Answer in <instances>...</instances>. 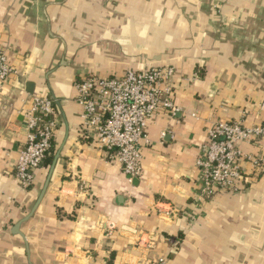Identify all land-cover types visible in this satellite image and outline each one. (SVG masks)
Instances as JSON below:
<instances>
[{
  "label": "crops",
  "instance_id": "obj_1",
  "mask_svg": "<svg viewBox=\"0 0 264 264\" xmlns=\"http://www.w3.org/2000/svg\"><path fill=\"white\" fill-rule=\"evenodd\" d=\"M0 50L18 73L0 85V264H264V173L194 201L208 121L264 119V0H0ZM153 65L175 68L177 111L149 121L129 177L81 135L74 84ZM33 96L54 99L58 126L22 189L13 173ZM173 207L200 215H160Z\"/></svg>",
  "mask_w": 264,
  "mask_h": 264
},
{
  "label": "built area",
  "instance_id": "obj_2",
  "mask_svg": "<svg viewBox=\"0 0 264 264\" xmlns=\"http://www.w3.org/2000/svg\"><path fill=\"white\" fill-rule=\"evenodd\" d=\"M15 74L17 71L0 50V85ZM175 75L172 66L153 65L145 70L129 69L113 76L87 73L74 84L73 101L79 107L81 135L91 136L95 147L107 159L118 163L129 177L141 173V144L149 143L146 135L149 121L162 112L174 114L177 111L173 102ZM24 116L25 141L17 152L13 177L22 189H29L52 153L58 126L54 99L33 96ZM208 124L206 141L199 147L195 163L194 201L199 203L216 194L240 193L251 178L264 173V154L241 147V144L264 145V119L250 126L242 119L211 118ZM245 164L249 165V171ZM159 210L162 217L172 221L184 218L192 222L200 215L175 207ZM145 261L146 264H166L164 258H147Z\"/></svg>",
  "mask_w": 264,
  "mask_h": 264
},
{
  "label": "water",
  "instance_id": "obj_3",
  "mask_svg": "<svg viewBox=\"0 0 264 264\" xmlns=\"http://www.w3.org/2000/svg\"><path fill=\"white\" fill-rule=\"evenodd\" d=\"M28 86H29V84H28ZM56 158H57V157H55V159H56ZM53 166H54V163H53L52 167L49 169V172H48V174H47V177H46V180H45V182H44L43 188H42V190H41V192H40V195H39V197H38V199H37L36 205H35L34 208L31 210V212L29 213V215H27V216L23 219V221L26 220V219H28V218L31 216V214H32V212L34 211L35 207L38 205L39 201H40L41 198L43 197V195H44V193H45V191H46V188H47V185H48L49 179H50V177H51V173H52V171H53ZM20 223H21V222H20ZM20 223H17V224L15 225V227H14V232H15V233H20V232L18 231V228H19Z\"/></svg>",
  "mask_w": 264,
  "mask_h": 264
},
{
  "label": "trees",
  "instance_id": "obj_4",
  "mask_svg": "<svg viewBox=\"0 0 264 264\" xmlns=\"http://www.w3.org/2000/svg\"><path fill=\"white\" fill-rule=\"evenodd\" d=\"M51 157V156H50ZM50 157L45 161L44 164H47L50 161Z\"/></svg>",
  "mask_w": 264,
  "mask_h": 264
}]
</instances>
